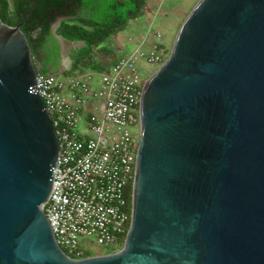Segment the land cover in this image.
<instances>
[{
	"label": "water",
	"instance_id": "obj_1",
	"mask_svg": "<svg viewBox=\"0 0 264 264\" xmlns=\"http://www.w3.org/2000/svg\"><path fill=\"white\" fill-rule=\"evenodd\" d=\"M37 71L0 20V264H264V0H198L146 79L130 225L111 254L68 258L43 213L58 142Z\"/></svg>",
	"mask_w": 264,
	"mask_h": 264
},
{
	"label": "built area",
	"instance_id": "obj_2",
	"mask_svg": "<svg viewBox=\"0 0 264 264\" xmlns=\"http://www.w3.org/2000/svg\"><path fill=\"white\" fill-rule=\"evenodd\" d=\"M153 38L148 45L147 38ZM162 34L145 35L103 72L34 77L58 142V159L43 213L54 240L72 260L87 258L81 242L114 253L130 225L126 191L133 183L139 144V104L145 81L138 64L160 67Z\"/></svg>",
	"mask_w": 264,
	"mask_h": 264
},
{
	"label": "trees",
	"instance_id": "obj_3",
	"mask_svg": "<svg viewBox=\"0 0 264 264\" xmlns=\"http://www.w3.org/2000/svg\"><path fill=\"white\" fill-rule=\"evenodd\" d=\"M40 4L37 8L17 10L15 14H22L24 18L23 24L20 26L13 22L10 18L8 4L5 0H0V20L9 26H20L21 31L26 35L34 31L37 25L42 27L44 35L49 33L50 24L52 23L54 12L61 13L66 0H39ZM70 3L69 14H73L74 4H81L86 10H92V15L88 20H80L81 26L73 23V21H63L58 32L69 41H82L84 47L80 51V58L87 56L93 49L103 46L111 36L117 34L124 29L131 21L140 19L146 12V0H67ZM44 20V23H43ZM86 26L90 29L85 28ZM54 66L51 65V69ZM78 67L77 62L74 63L68 72L74 75L73 71ZM49 68H43L40 71L45 73ZM131 190L132 184L126 191V201L128 209H131ZM89 256V255H87Z\"/></svg>",
	"mask_w": 264,
	"mask_h": 264
},
{
	"label": "crops",
	"instance_id": "obj_4",
	"mask_svg": "<svg viewBox=\"0 0 264 264\" xmlns=\"http://www.w3.org/2000/svg\"><path fill=\"white\" fill-rule=\"evenodd\" d=\"M5 1L7 2V0H5ZM168 1L169 0H146V7L151 5L155 9L156 15H157L159 8L162 7V3L167 4ZM172 1H174V0H172ZM28 2L30 3L31 9L37 8L40 4L39 0H28ZM69 6H70V3L66 0L64 8L61 11V13H58V11L54 12V16H53L54 20L50 24V29H49L48 35H49V38L51 40L55 41L53 39V37L51 36V26L56 21V19L58 17L63 18L62 21L60 22L59 26L56 28V31H55L56 34L58 36H60V43L59 42L58 43L62 47L63 50H62L60 57L55 59L54 62L52 63L53 65L52 64L51 65L54 66L53 68H55V66L59 62V59H61L63 61L64 58L68 57L70 59V69L74 63L77 62V64H78V67L73 71L74 75L80 74L83 72H87V71H93V72L106 71L120 57H122V56H117V57L113 56L112 50L108 49L105 46V43L107 41H105L103 46L93 49L90 54H88L85 57L80 58L81 57L80 51L82 50V48L85 45L84 42H82V41H69L68 39H66L64 36H62L58 32L59 27L63 21H73L74 24L81 26L80 20H88V19H90V16L92 15V10H89V14H88L89 17L83 16L82 12H80V9L75 10L77 8L76 4L72 5L73 14H69L68 13V10L70 9ZM165 13H163L162 15H166ZM24 18H26V17H24ZM24 18L23 17L19 18L17 16L14 19L11 18V20L13 22H15L16 24H19L21 26L23 24ZM154 18L155 17H153V16L151 17V15H147L145 12V15L143 17H141L140 19L131 21L127 24V25H129V34H130L129 36H132V37L127 38L129 44L133 43V42L137 44L142 39V37L145 35L147 27L149 25H152V23H153L151 19H154ZM142 19L144 20L143 22H142ZM43 23H44V20H43ZM13 26H15V25H13ZM85 28L90 29V27H88V26H86ZM120 33H122V32H120ZM41 34H44V33H42V27H41ZM117 34H115L111 37H114ZM28 37L27 38L30 42L31 50H33V48L36 47V45H37L36 43H38L40 40L44 42V38H41V37L35 38L32 36L30 37V35ZM117 40H119V43L122 42V38H120V37H118ZM147 40H148V45H149V43L152 42L153 38L150 36V38H147ZM32 55H33L34 64L36 65L38 70L43 69L44 68V60L38 59L37 53H35L34 51L32 52ZM57 69H58V71H60V70L64 69V67L59 65L57 67ZM70 69H69V71H70ZM67 74H68V72L67 73L65 72V73H62L60 75H67Z\"/></svg>",
	"mask_w": 264,
	"mask_h": 264
},
{
	"label": "rangeland",
	"instance_id": "obj_5",
	"mask_svg": "<svg viewBox=\"0 0 264 264\" xmlns=\"http://www.w3.org/2000/svg\"><path fill=\"white\" fill-rule=\"evenodd\" d=\"M197 1L198 0H169L167 4L162 3V7L159 8L157 15L155 9L151 5L146 7V14L151 15V17H155L154 19H151L153 22V30H157L162 34V43L164 42L165 44H163L166 47L165 59L170 52L174 36L180 24ZM163 13L166 15H162ZM143 21L144 20L142 19V22ZM120 32H118L116 36L109 38L105 43V46L112 50L114 57L127 55L128 52L136 45L134 42L129 44L127 40V38L132 37L129 36V25H127ZM118 37L122 38V42L119 43V40H117ZM157 68V66H152L144 62H140L138 64V69L144 81L148 79L157 70ZM138 132L139 127H136L134 133L138 134ZM81 248L85 251L86 255L90 256L105 255L109 253L107 248L95 244L93 240H85V242H81Z\"/></svg>",
	"mask_w": 264,
	"mask_h": 264
},
{
	"label": "flooded vegetation",
	"instance_id": "obj_6",
	"mask_svg": "<svg viewBox=\"0 0 264 264\" xmlns=\"http://www.w3.org/2000/svg\"><path fill=\"white\" fill-rule=\"evenodd\" d=\"M10 1V6L8 5V10L10 12V17L12 19H14L15 17H19L22 18V14L19 13L18 15L15 14L17 12V10L21 9V10H25V9H31L30 8V3L28 2V0H9ZM40 3V1H39ZM8 4V2H7ZM76 9H80V12H82L83 15H88L89 11H85L82 7L81 4H76ZM89 17V15L87 16ZM24 18V17H23ZM24 21V20H23ZM30 37H35V38H44V42L43 41H39L38 43H36V47L33 48L32 52L34 51L35 53H37V58L38 59H42L44 60V67L45 68H49L51 69V64L54 62L55 59L59 58L61 53H62V47L59 45L58 42L53 41L49 38V35L46 34H41V27L39 25H37V27L34 29V31H32L30 34ZM28 37V36H27ZM29 38V37H28ZM53 65V64H52ZM54 69V68H53ZM53 69L48 70L45 73H50Z\"/></svg>",
	"mask_w": 264,
	"mask_h": 264
}]
</instances>
